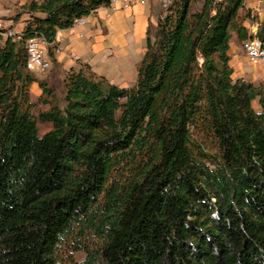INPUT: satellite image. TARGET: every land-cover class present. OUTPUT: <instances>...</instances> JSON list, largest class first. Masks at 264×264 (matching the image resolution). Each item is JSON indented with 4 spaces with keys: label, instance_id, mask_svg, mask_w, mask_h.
<instances>
[{
    "label": "trees",
    "instance_id": "trees-1",
    "mask_svg": "<svg viewBox=\"0 0 264 264\" xmlns=\"http://www.w3.org/2000/svg\"><path fill=\"white\" fill-rule=\"evenodd\" d=\"M246 1L173 0L133 86L28 68L29 37L110 0L22 5L21 39L0 29V264H264V83L229 55L231 29L242 42L256 21H238Z\"/></svg>",
    "mask_w": 264,
    "mask_h": 264
},
{
    "label": "crops",
    "instance_id": "crops-1",
    "mask_svg": "<svg viewBox=\"0 0 264 264\" xmlns=\"http://www.w3.org/2000/svg\"><path fill=\"white\" fill-rule=\"evenodd\" d=\"M26 1L28 0H23L24 3ZM2 7L6 9L4 6H1V9ZM160 15V5L155 1L146 4L136 3L131 8L119 10L110 16L99 8L89 17L85 25L73 31L61 30L62 50L53 53V56L51 54V57L62 69L74 73L83 68L105 75L112 82H115L119 77L118 74H121L122 80L118 85L136 84L141 57L146 50L148 28L156 27ZM263 15L260 12V19ZM233 52L237 53V57L230 62L234 68L233 75L251 82L256 78H262L263 84L264 65L257 67L252 77L247 76L243 67L247 58L243 54L241 42L235 37L229 43V55ZM74 55H78L79 60H74ZM52 65L54 66V62ZM36 84L39 86L38 82H34L32 86Z\"/></svg>",
    "mask_w": 264,
    "mask_h": 264
},
{
    "label": "built area",
    "instance_id": "built-area-1",
    "mask_svg": "<svg viewBox=\"0 0 264 264\" xmlns=\"http://www.w3.org/2000/svg\"><path fill=\"white\" fill-rule=\"evenodd\" d=\"M149 1L157 2L163 9L164 13L168 11L173 0H110L108 5L100 7L106 11L107 16L112 15L114 12L119 10H124L131 8L136 3L146 4ZM222 1V0H218ZM3 0H0V4ZM99 9V8H98ZM96 9L89 15L77 17L74 19L73 24L65 28L69 31L75 30L77 27L85 25L91 15L96 13ZM11 19L13 22L14 18H5L0 14V26L4 27V37L10 38V33H18V40L21 39V29H16L12 24L7 23ZM61 30L59 29L55 35V38L52 41H49L44 36H32L26 40V51L28 54V68L33 71L38 70H47L51 68L53 60L51 57V52L59 53L62 50L60 45L61 42ZM249 37L241 42V48L243 54L248 59L250 63H262L264 62V41L258 35L259 32V21H251L248 23ZM237 57V53H231L230 57ZM78 55H74V60H79ZM244 79V78H243ZM247 81V79H244Z\"/></svg>",
    "mask_w": 264,
    "mask_h": 264
},
{
    "label": "rangeland",
    "instance_id": "rangeland-1",
    "mask_svg": "<svg viewBox=\"0 0 264 264\" xmlns=\"http://www.w3.org/2000/svg\"><path fill=\"white\" fill-rule=\"evenodd\" d=\"M23 4H24L23 0H3V2L0 4V14L5 18H12L13 17L14 18L13 22H11V19H9V21L7 23L12 24L13 26H15L16 29H22V27L24 25V20L27 19L29 16V13L25 12L24 14H22L21 18L18 21H16V19H15L16 15L23 11V8H22ZM1 6H4L6 9H3V7H2V9H3L2 10ZM196 6L200 7L201 3L200 2L197 3ZM160 11H161V13H164L161 6H160ZM248 12L250 13L249 16H248ZM260 12H261V15H263V2H260L259 0H247L244 8L240 9L238 21L241 23L243 20L248 19V17L250 19L253 18L255 20H259L260 19ZM231 33H232L233 37H235V39H237L235 30L233 28L231 29ZM145 45H146V40H145ZM141 58H142L141 59V62H142L143 55ZM232 59H234V57L231 56L230 62ZM243 64H244L243 67H244L245 74L249 77H252L253 72L256 71V68L259 67L260 65H264V62L253 64V63H250L246 59V61L244 60ZM140 65H141V63H140ZM52 68H53V65L51 66V68H49L47 70H38L35 73L39 77H44L45 75H47L48 71L51 70ZM261 70H263V68ZM118 76H119L118 79H116V81L113 83L117 82V84H119L121 82L122 75L118 74ZM261 80H262V78H260V79L256 78V79H254L253 83L256 86H259L262 84ZM247 81H250V80H247ZM133 85H135V84H130L127 86H133ZM41 93H42V91L37 84L31 87V97L34 101L37 102L39 100ZM56 93H57V96L59 97V99L62 100L63 88H62V85L60 83L56 84ZM253 106L256 110L260 109V105L258 104L256 99L253 100ZM48 107H49V105L43 104L41 102H37V105L35 108H33V111L35 113H38L39 111L47 109ZM38 126H39V132H40V134H42V133L46 132L47 130H49L52 125L50 122L39 121ZM84 256H85V253L83 251H77L74 254V258L78 259V260L84 258Z\"/></svg>",
    "mask_w": 264,
    "mask_h": 264
},
{
    "label": "bare ground",
    "instance_id": "bare-ground-1",
    "mask_svg": "<svg viewBox=\"0 0 264 264\" xmlns=\"http://www.w3.org/2000/svg\"><path fill=\"white\" fill-rule=\"evenodd\" d=\"M0 29L4 30V27L0 26ZM3 36H4V31L2 32ZM10 37L13 38L14 40H18V33H10Z\"/></svg>",
    "mask_w": 264,
    "mask_h": 264
}]
</instances>
